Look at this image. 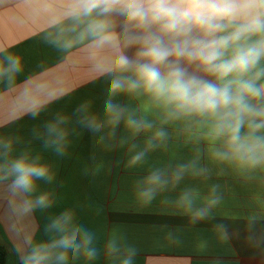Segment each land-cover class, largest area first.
I'll use <instances>...</instances> for the list:
<instances>
[{
  "label": "clouds",
  "instance_id": "1",
  "mask_svg": "<svg viewBox=\"0 0 264 264\" xmlns=\"http://www.w3.org/2000/svg\"><path fill=\"white\" fill-rule=\"evenodd\" d=\"M44 13L48 26L41 42L62 59L79 51L107 80L103 119L83 105L77 109L83 127L93 133L108 128L115 136L123 124L133 137L150 134L143 147L131 144L133 166L167 146L169 125H178L196 145L193 159L171 169H149L137 181L138 200L151 203L185 175L208 174L200 165L202 153L248 178L264 174V0H61L58 9L46 2ZM23 70L19 54L0 48V86L11 91ZM121 97L139 106L121 103ZM153 112L158 123L149 118ZM66 119L45 125L44 146L59 156L66 150L61 127ZM53 179L41 156L17 154L13 141L0 138V187L13 216L50 208L49 194L38 192V182ZM219 187H211L203 207L196 206L194 189L183 191L176 205L193 221L207 219L221 202ZM18 235L21 242L13 250L19 264H94L101 255L96 237L71 210L50 219L46 239ZM104 252L113 264H133L138 255L115 235Z\"/></svg>",
  "mask_w": 264,
  "mask_h": 264
},
{
  "label": "crops",
  "instance_id": "2",
  "mask_svg": "<svg viewBox=\"0 0 264 264\" xmlns=\"http://www.w3.org/2000/svg\"><path fill=\"white\" fill-rule=\"evenodd\" d=\"M59 8L61 0H0V48L19 54L24 63L11 91L0 86V138L13 141L16 153L39 155L54 174L51 183L38 182V192L48 193L51 207L15 216L7 206L8 194L0 187V255L3 264H19L14 246L18 234L46 239L50 219L71 210L75 221L91 231L101 255L94 264H113L104 252L108 240L120 238L121 245L138 249L133 264H264V174L252 178L217 164L202 153L204 176L185 175L178 184L158 191L151 203L136 198L137 181L154 167L187 162L196 155V145L186 141L178 125H169L167 146L149 152L145 163L130 164V146L143 147L146 135L133 137L123 124L109 136V129L93 133L79 123L87 109L103 119L107 80L88 58L73 51L67 59L41 42L48 26L45 3ZM138 107L135 99L119 98ZM39 113L32 118L29 113ZM67 117L61 127L67 132L63 156L44 146L45 125ZM150 119L159 122L153 112ZM213 185H219L221 202L210 217L193 221L190 213L176 205L180 194L194 189L197 207ZM223 225L227 229L218 226Z\"/></svg>",
  "mask_w": 264,
  "mask_h": 264
},
{
  "label": "trees",
  "instance_id": "3",
  "mask_svg": "<svg viewBox=\"0 0 264 264\" xmlns=\"http://www.w3.org/2000/svg\"><path fill=\"white\" fill-rule=\"evenodd\" d=\"M3 261H4V254H3V252L1 251V255H0V264H3Z\"/></svg>",
  "mask_w": 264,
  "mask_h": 264
}]
</instances>
